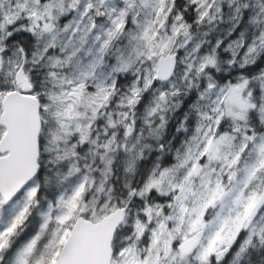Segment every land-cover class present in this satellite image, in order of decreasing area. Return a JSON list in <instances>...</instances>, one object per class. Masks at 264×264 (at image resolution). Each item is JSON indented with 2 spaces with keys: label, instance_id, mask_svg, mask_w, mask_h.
Masks as SVG:
<instances>
[{
  "label": "snow or ice",
  "instance_id": "obj_1",
  "mask_svg": "<svg viewBox=\"0 0 264 264\" xmlns=\"http://www.w3.org/2000/svg\"><path fill=\"white\" fill-rule=\"evenodd\" d=\"M0 264H264V0H0Z\"/></svg>",
  "mask_w": 264,
  "mask_h": 264
}]
</instances>
